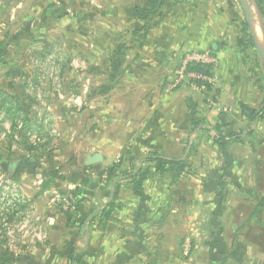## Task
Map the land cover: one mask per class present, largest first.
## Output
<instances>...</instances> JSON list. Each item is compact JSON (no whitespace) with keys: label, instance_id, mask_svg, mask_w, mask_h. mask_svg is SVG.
<instances>
[{"label":"crops","instance_id":"crops-1","mask_svg":"<svg viewBox=\"0 0 264 264\" xmlns=\"http://www.w3.org/2000/svg\"><path fill=\"white\" fill-rule=\"evenodd\" d=\"M255 8L250 24L232 0H0V104L29 96L20 97L31 108L27 128L45 139L36 147L24 131L16 140L14 110L4 119L10 135L0 121V166L21 153L11 178L31 202L49 203L46 241H29L33 258H48L32 264H71L72 249L78 264H264V61L251 44L264 47V17ZM60 42L83 53L74 63L83 64L82 88L56 104L46 94L33 99L30 83L35 91L39 80L9 78L7 68L23 66H7L3 53L60 51ZM184 48L216 51L217 86L168 89ZM215 124L242 140L221 149ZM150 151L182 162H146ZM38 157L46 167L27 163ZM114 163L143 167L137 184L107 185L103 172ZM63 198L74 211L53 210ZM185 201L187 223L177 216Z\"/></svg>","mask_w":264,"mask_h":264},{"label":"rangeland","instance_id":"rangeland-1","mask_svg":"<svg viewBox=\"0 0 264 264\" xmlns=\"http://www.w3.org/2000/svg\"><path fill=\"white\" fill-rule=\"evenodd\" d=\"M233 2V10H234V14L235 13H241L242 18L244 16V5L242 0H232ZM251 4L253 6V10H252V17H255L256 14V8H255V1L251 0ZM255 9V10H254ZM236 15V14H235ZM250 41V39H249ZM264 41V39H263ZM250 43V42H249ZM252 44V54L255 55V58L257 61H260V56H259V51L258 48L255 45V41L251 42ZM59 47H62V50L58 51L57 48H49L43 52H31V53H24V52H19V54H17L16 52L12 51H8L7 53H3V55L8 56V60H7V66L10 67V65H12L13 62H15L16 59H18V63L19 65H22L23 68L22 70L19 71V73H17V71H12L11 74H8V77L11 79H17V82L22 81V77H24L25 79H38L39 80V89L40 91H33L32 93H41L39 96L44 97V94L47 95V97H49V102L51 103H55L57 102L58 98L61 99V97L59 96V94L62 96V94H67L68 92L74 93V91H78L79 88H82V84H83V64H76L78 65L77 67H75L74 63L78 62L81 63L83 62V53H75V52H69L68 51H63V44H61V42L58 44ZM65 49V47H64ZM53 54V56H52ZM82 55V57H81ZM35 59L34 62L32 61V59ZM58 59H60L57 63L58 66L57 68L61 69V71L59 73L56 72V70L54 69L53 71L50 72V69H48V67H46L47 65H49L51 62L53 61H57ZM70 59V61H69ZM264 61V58H262ZM72 64L69 67H64L63 65L66 64V62H71ZM258 65V64H257ZM9 70V68H7ZM7 70V71H8ZM258 70H259V74L264 76V67H260V65H258ZM1 75L3 73V71H0ZM9 73V71L7 72ZM6 74V73H5ZM17 75V76H16ZM19 75V76H18ZM18 77V78H16ZM49 77V78H48ZM62 79V84H56V80L58 79ZM9 80V79H8ZM13 83V82H12ZM10 84V83H9ZM21 84V83H20ZM54 84V85H53ZM56 84V86H55ZM73 91H72V90ZM39 96L34 95L32 98L33 99H37L39 98ZM55 96L57 98H55ZM23 97V100L27 99L29 100V96H21ZM20 101V98L18 99ZM22 102V101H21ZM23 105L24 110H26V112H28V114H30L31 112V108L27 107L29 105H27L26 103L22 102L21 103ZM63 123H61L62 129L65 130V132L67 133V131H69V129H65L64 126L62 125ZM43 125V124H42ZM213 133V132H212ZM211 136H213V134H211ZM1 144V143H0ZM21 153L19 152H12L9 153V157L8 159L4 160V164H2V166H0V182L2 181H11V183L13 184V187H15L18 183L16 182V180L14 178H11L9 172H8V163L9 161L12 159L14 160V158H20L21 157ZM38 161H40V157L37 158V160L34 159L27 161V163H30L29 165H31L32 163H37ZM40 167H46V163L44 161L42 162H38L37 164ZM127 179L122 180V182H126ZM46 182V180H45ZM16 184V185H15ZM47 186V185H46ZM186 189V188H184ZM185 191V190H184ZM190 189L186 190V192H189ZM190 193H188L189 195ZM191 196V195H189ZM186 197V195H185ZM190 198H187V200H189ZM66 199H62V201L59 203H53V210L56 209L57 212H59L60 207L62 206V208L64 207V202ZM40 203H34V202H30L28 204H25L26 206L23 207V209H26L25 211H33L31 212V214L29 215L30 217L32 216L33 218H39L41 219V221L43 223H47L49 216L48 214H44L42 212V207L43 205H47L49 204L48 202H46L43 198L40 199ZM184 205H178V207H183L182 209V213H178V219H180L181 221H183L184 223L188 222V208H189V203H187L186 201L183 203ZM188 207V208H187ZM55 208V209H54ZM22 209L23 212H25ZM184 210V211H183ZM27 214L23 213L18 215H15L14 213H11L9 216V223L14 224L16 222L19 221V218H22L23 216H25ZM187 221V222H186ZM1 223V221H0ZM11 228H9L10 230ZM187 229L183 228L184 233L186 234ZM9 230L6 228H3L0 231V264H32L34 261L38 262V261H42L43 262V258H48L47 256H42V254L38 257H34L30 254L31 252V242L29 243L30 239H27L25 241H13V237H15L17 235V230L14 231L13 233H9ZM55 234H53L52 236H54ZM11 237V239H10ZM190 238V236H185L184 240L186 238ZM183 240V241H184ZM46 241V240H45ZM81 242V241H80ZM80 245V244H79ZM181 246V254H182V244ZM77 247V246H76ZM75 247V248H76ZM77 249V248H76ZM24 253V255H23ZM49 254V252H47ZM2 256V257H1ZM2 258V259H1ZM34 262V263H36Z\"/></svg>","mask_w":264,"mask_h":264},{"label":"built area","instance_id":"built-area-1","mask_svg":"<svg viewBox=\"0 0 264 264\" xmlns=\"http://www.w3.org/2000/svg\"><path fill=\"white\" fill-rule=\"evenodd\" d=\"M175 54L176 59L178 60L177 63L171 67L168 75L167 86L169 90L177 89L186 84L197 91H208L210 87L213 88L218 85L220 80L219 70L221 67V62L219 56L211 49L208 48L206 50H200L195 48H184L179 50ZM59 60L60 59H58L57 61H53L46 66L48 67V69H50V72L54 69L57 73L60 72V69L57 68L59 64L57 62ZM32 61L37 62L34 58L32 59ZM193 64H202L208 66V72L192 69L191 66ZM58 81L59 79L54 82ZM34 86L35 84L30 83V94H33L32 91ZM36 90L40 91L39 87ZM40 94L41 93H39V95ZM6 116V109H0V121H2L4 127L3 132L1 133L3 137H6L13 132L9 121H4ZM15 123L17 131L14 133V138L16 140H19L20 138L19 133L25 131L30 144L39 147L45 141L42 134L35 131L34 129L27 128V123L25 122V113L23 111L18 112L17 117H15ZM104 177H106V175H104ZM30 202L31 200L18 186V184L13 187L11 181L0 182V231L3 228H6L8 230L9 228H11L9 230V233L11 234L18 229L17 235L13 237V241L23 242L27 239H30V241H44L48 236L47 230L44 228L41 219H39L38 217L36 219L32 216L30 217L29 215L33 211H25L26 209H23V207L26 206L25 204H28ZM75 207L76 203L73 200L68 199L64 203V209L68 211H74ZM22 209L25 212H23ZM11 213H14L18 216L23 213L27 215L19 218L18 222L11 224L9 223V216ZM190 252L191 244L189 241H186L183 244V253L185 256H188L190 255Z\"/></svg>","mask_w":264,"mask_h":264},{"label":"trees","instance_id":"trees-1","mask_svg":"<svg viewBox=\"0 0 264 264\" xmlns=\"http://www.w3.org/2000/svg\"><path fill=\"white\" fill-rule=\"evenodd\" d=\"M254 1L256 5L258 6L260 13L264 17V0H254ZM244 25H245V29L249 28L247 21L244 22ZM211 50L214 53H216V51H214L213 48H211ZM191 68L195 70L203 71V72H208V66H205L202 64H193ZM20 70H22L20 66L13 65L9 68L8 74H11L12 71H17V73H19ZM20 97L21 96L19 95L15 99V98H12V95L8 94L7 96H5V99H4L5 101H2V104H0V109L4 108L6 109L7 114L11 113L13 115H15V112H13L12 110L16 111L17 115L19 111H23L25 113V122H27L29 121L28 119L29 115H28V112L24 110L23 105L21 104L22 102L18 100ZM209 130L213 132L212 140L215 143H217V145H219L221 149H226V147L231 141H238V140L241 141L242 140V136L239 132H231L227 134L220 124L213 125ZM143 159L146 162H159L161 164H167V165H173V166L182 162L181 160L166 159L158 155V153L153 152V151L148 152L146 156L143 157ZM121 163H114L112 166L107 167L103 172L106 174L107 185L114 184V189H117V190L121 186V181L127 178H131V182L133 184H137L138 180L140 179V175L142 174V170H143V167H135L134 164H131L130 168H121ZM112 204H113V201L111 200L110 202L107 203V206H111ZM104 214L107 215L108 212L104 211ZM75 252H76L75 249H72V251L69 252V260L71 264H78V253L76 254Z\"/></svg>","mask_w":264,"mask_h":264},{"label":"water","instance_id":"water-1","mask_svg":"<svg viewBox=\"0 0 264 264\" xmlns=\"http://www.w3.org/2000/svg\"><path fill=\"white\" fill-rule=\"evenodd\" d=\"M242 2H243V5H244V8H245V11L247 13V16H248V21L251 24L252 20H253V17H252V8H253V6L251 4V0H242ZM251 29L253 31V27ZM256 45H257V48H258L260 56L264 58V47H263V45L260 44L259 42H256ZM19 163H20L19 159L13 160L10 163V166H9L10 175L14 176V174L16 172V169H17V166L19 165Z\"/></svg>","mask_w":264,"mask_h":264}]
</instances>
